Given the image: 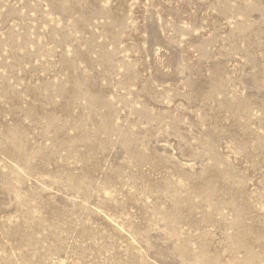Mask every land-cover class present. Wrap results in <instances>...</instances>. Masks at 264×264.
Segmentation results:
<instances>
[{
  "label": "rangeland",
  "instance_id": "1",
  "mask_svg": "<svg viewBox=\"0 0 264 264\" xmlns=\"http://www.w3.org/2000/svg\"><path fill=\"white\" fill-rule=\"evenodd\" d=\"M0 264H264V0H0Z\"/></svg>",
  "mask_w": 264,
  "mask_h": 264
}]
</instances>
